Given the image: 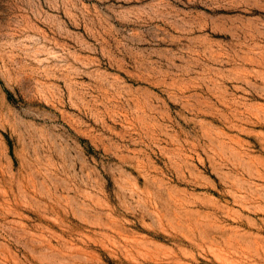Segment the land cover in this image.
<instances>
[{"label": "rangeland", "instance_id": "1", "mask_svg": "<svg viewBox=\"0 0 264 264\" xmlns=\"http://www.w3.org/2000/svg\"><path fill=\"white\" fill-rule=\"evenodd\" d=\"M0 264H264V0H0Z\"/></svg>", "mask_w": 264, "mask_h": 264}]
</instances>
